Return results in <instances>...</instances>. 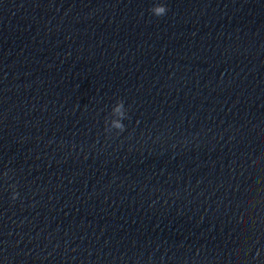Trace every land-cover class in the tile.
I'll list each match as a JSON object with an SVG mask.
<instances>
[{"label": "water", "instance_id": "water-1", "mask_svg": "<svg viewBox=\"0 0 264 264\" xmlns=\"http://www.w3.org/2000/svg\"><path fill=\"white\" fill-rule=\"evenodd\" d=\"M0 264H264V0H0Z\"/></svg>", "mask_w": 264, "mask_h": 264}, {"label": "clouds", "instance_id": "clouds-1", "mask_svg": "<svg viewBox=\"0 0 264 264\" xmlns=\"http://www.w3.org/2000/svg\"><path fill=\"white\" fill-rule=\"evenodd\" d=\"M150 11L157 17H161L163 15L166 14L167 12V7L165 4L163 3H155ZM124 102L123 100H119V103L117 104L116 108L113 109V111H118L120 113V117L121 120L119 121H114L113 122V127H115L116 129L123 131L125 129V125L122 123V119L126 117L127 113L125 114L124 111H122V109H124ZM5 175H7V173H5ZM18 195L17 193H13V198H15V196Z\"/></svg>", "mask_w": 264, "mask_h": 264}]
</instances>
